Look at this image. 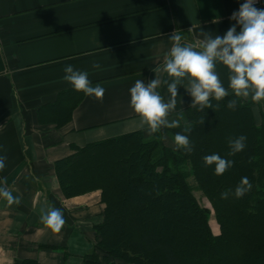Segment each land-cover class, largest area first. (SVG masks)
Listing matches in <instances>:
<instances>
[{
  "label": "crops",
  "instance_id": "0c3cea01",
  "mask_svg": "<svg viewBox=\"0 0 264 264\" xmlns=\"http://www.w3.org/2000/svg\"><path fill=\"white\" fill-rule=\"evenodd\" d=\"M244 0H0V155L6 166L0 181L20 203L0 197V264L36 259L41 264H87L94 225L103 219L101 191L66 197L55 161L74 146L140 130L130 105L136 80L158 78L164 102L175 78L164 71L170 36L200 50L202 33L223 35L236 22L230 17ZM264 9V3L255 6ZM191 29V30H189ZM239 31V28L237 29ZM94 63L100 69H93ZM88 73L92 86L105 89L101 100L76 91L63 79L64 68ZM216 71L229 88V71ZM187 78L178 84L174 114L191 105ZM81 98V100H80ZM241 99L252 101L251 96ZM73 105L61 126L56 105ZM259 107V115L255 112ZM264 121V101L252 106ZM146 130L147 127L141 129ZM54 207L66 221L59 233L41 223V209Z\"/></svg>",
  "mask_w": 264,
  "mask_h": 264
},
{
  "label": "trees",
  "instance_id": "16d2710c",
  "mask_svg": "<svg viewBox=\"0 0 264 264\" xmlns=\"http://www.w3.org/2000/svg\"><path fill=\"white\" fill-rule=\"evenodd\" d=\"M80 100L69 108L51 105L58 126L70 120ZM233 100L234 110L227 107ZM212 103L219 108L199 111L189 105L175 113L177 128L92 141L55 161L66 197L101 191L103 219L94 225L97 244L86 255L87 264H101L99 252L106 264H264V121L256 123L254 101L244 102L233 92ZM189 125L192 131L185 133ZM177 133L189 137L192 152L164 141V136L174 141ZM241 135L246 147L229 155V138ZM211 154L233 166L216 175L215 165L204 163ZM243 177L252 187L238 199L234 191ZM195 189L211 203L219 233ZM18 264L41 263L24 259Z\"/></svg>",
  "mask_w": 264,
  "mask_h": 264
},
{
  "label": "clouds",
  "instance_id": "9594fccd",
  "mask_svg": "<svg viewBox=\"0 0 264 264\" xmlns=\"http://www.w3.org/2000/svg\"><path fill=\"white\" fill-rule=\"evenodd\" d=\"M258 0H244L237 11L230 17L236 23L233 24L225 34L211 36L202 33L203 40L199 44L200 50L191 45H182L181 35L174 32L170 36L172 47L165 55L164 71L168 76L175 78L168 84V91L171 94L169 102H164L163 97L157 91L160 80L152 79L145 83L143 80H136L130 88V107L139 117L138 127H147L151 136L161 128H177L178 120L168 119L169 114L176 107L178 96V84L183 78L189 81V87L185 89L192 98L191 107L199 111L205 109L219 108V104L213 105L212 101H221L229 95L221 82L216 71L217 63L225 66L229 75V88L236 97L248 98L259 103L264 101V9L255 7ZM239 28V31L237 30ZM191 30V29H189ZM93 69H100V64L94 63ZM63 79L69 82L78 92L87 96H93L98 100L103 99L105 89L100 85L92 86L88 73L78 71L72 65L64 68ZM234 110L236 101H230L227 105ZM201 124L204 123L202 119ZM192 131L191 126L184 128L185 133ZM246 136H239L235 139L229 138V155H235L246 147ZM174 141L178 149L185 152H192L193 146L187 135L177 133ZM7 156L0 155V171H3ZM206 166L215 165V174L222 175L230 167L233 161L222 158L218 154H211L204 157ZM0 183H6V178ZM251 183L247 177H243L234 191L236 198H242L251 190ZM229 191L221 194L222 199H227ZM0 197L7 201V204H19V197H14L7 187H0ZM41 223L55 233H59L66 221L60 209L50 207L41 209Z\"/></svg>",
  "mask_w": 264,
  "mask_h": 264
},
{
  "label": "rangeland",
  "instance_id": "374dc122",
  "mask_svg": "<svg viewBox=\"0 0 264 264\" xmlns=\"http://www.w3.org/2000/svg\"><path fill=\"white\" fill-rule=\"evenodd\" d=\"M254 105V104H253ZM255 112L257 115H259L260 111H259V107L257 105H255ZM176 119L175 117L172 119L174 120ZM183 119V118H182ZM163 129V128H161ZM164 141L170 145V146H176L175 142L169 137V136H164L163 137ZM190 182L192 184H195L193 178H189ZM194 193H195V196L196 198L199 200V202L201 203V205L207 207L208 209L211 210V215H210V224L214 230L215 233H219V225L217 223V221L215 220V216H214V212H213V207L211 206V203L209 202V200L204 196V194L198 190V189H195L194 190ZM102 220V216H99V219L98 220H94V221H101ZM91 231V234H92V237H93V247H92V250L94 249V247L96 248V244H97V237H96V233L94 231V228ZM91 250V251H92ZM90 251V252H91ZM99 262H101V264H106L105 261L103 260V253L99 252Z\"/></svg>",
  "mask_w": 264,
  "mask_h": 264
},
{
  "label": "built area",
  "instance_id": "2783aa9c",
  "mask_svg": "<svg viewBox=\"0 0 264 264\" xmlns=\"http://www.w3.org/2000/svg\"><path fill=\"white\" fill-rule=\"evenodd\" d=\"M264 3V0H258V2L255 4V6L261 5Z\"/></svg>",
  "mask_w": 264,
  "mask_h": 264
}]
</instances>
